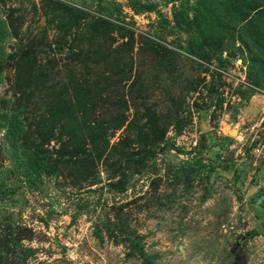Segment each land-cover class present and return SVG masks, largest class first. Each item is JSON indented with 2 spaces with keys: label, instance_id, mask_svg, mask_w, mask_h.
<instances>
[{
  "label": "rangeland",
  "instance_id": "obj_1",
  "mask_svg": "<svg viewBox=\"0 0 264 264\" xmlns=\"http://www.w3.org/2000/svg\"><path fill=\"white\" fill-rule=\"evenodd\" d=\"M0 264H264V0H0Z\"/></svg>",
  "mask_w": 264,
  "mask_h": 264
},
{
  "label": "trees",
  "instance_id": "obj_2",
  "mask_svg": "<svg viewBox=\"0 0 264 264\" xmlns=\"http://www.w3.org/2000/svg\"><path fill=\"white\" fill-rule=\"evenodd\" d=\"M19 131H20V128H19V123L18 124H16L15 123V121H13V120H10L9 121V125H8V129H7V135L9 136H12L13 138H15L17 135H18V133H19ZM35 157L37 158V157H43V158H45L46 157V155H42V153H39V152H37V153H35ZM200 166H204V164H202V163H198ZM211 170H213V166H208V171H211ZM47 172H49V171H47ZM114 186H119V187H121L122 186V184L121 183H118V184H114Z\"/></svg>",
  "mask_w": 264,
  "mask_h": 264
}]
</instances>
